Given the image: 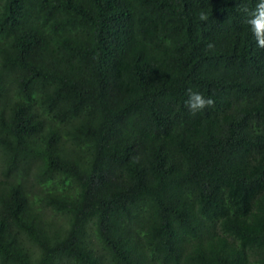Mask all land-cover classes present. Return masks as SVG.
<instances>
[{"label": "trees", "instance_id": "16d2710c", "mask_svg": "<svg viewBox=\"0 0 264 264\" xmlns=\"http://www.w3.org/2000/svg\"><path fill=\"white\" fill-rule=\"evenodd\" d=\"M257 3L0 0V264H264Z\"/></svg>", "mask_w": 264, "mask_h": 264}, {"label": "clouds", "instance_id": "9594fccd", "mask_svg": "<svg viewBox=\"0 0 264 264\" xmlns=\"http://www.w3.org/2000/svg\"><path fill=\"white\" fill-rule=\"evenodd\" d=\"M251 25V31L256 38L257 45L264 48V0H258V3L248 20ZM213 103L212 99L205 98L199 92L189 90V100L187 102L191 110L196 111L203 109L207 105Z\"/></svg>", "mask_w": 264, "mask_h": 264}]
</instances>
